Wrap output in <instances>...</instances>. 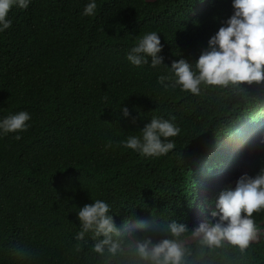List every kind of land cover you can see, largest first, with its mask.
<instances>
[{
  "label": "trees",
  "instance_id": "obj_1",
  "mask_svg": "<svg viewBox=\"0 0 264 264\" xmlns=\"http://www.w3.org/2000/svg\"><path fill=\"white\" fill-rule=\"evenodd\" d=\"M87 2L13 6L11 26L0 32V118L30 114L19 139L0 136V264H131L133 240L171 238L175 221L188 227L183 241L193 207L214 222L218 194L264 167V79L202 84L198 94L157 84L181 58L195 71L233 14L231 0H96V15L82 16ZM149 31L158 33L163 62L132 66L126 53ZM153 116L180 128L167 138V154L116 146ZM218 176L225 185L205 194ZM95 199L109 204L122 252L96 253L103 236L91 230L77 239V212ZM253 216L264 227V211ZM200 238L182 243L186 264H264V236L244 252L226 241L208 248Z\"/></svg>",
  "mask_w": 264,
  "mask_h": 264
},
{
  "label": "clouds",
  "instance_id": "obj_2",
  "mask_svg": "<svg viewBox=\"0 0 264 264\" xmlns=\"http://www.w3.org/2000/svg\"><path fill=\"white\" fill-rule=\"evenodd\" d=\"M32 0H0V32L11 26L8 18L10 9L15 6L27 9ZM233 14L224 26L208 40V48L195 62V71L188 61L181 58L171 64V76L157 77V84L163 89L179 88L192 94H198L200 86H238L242 82L252 84L264 79V0H231ZM96 0H88L84 5L82 16H95ZM162 45L158 33L149 31L140 36L126 53V60L135 67L149 64L157 67L163 62L158 55ZM122 117L130 113L126 106L120 109ZM30 114L20 111L0 118V136L27 130ZM180 128L172 118L153 116L138 135H129L120 140L116 146L131 149L145 157H160L173 149L169 137H175ZM113 146L108 141L105 147ZM110 206L103 199H95L79 208L77 218L82 230L77 239L83 238L91 230L94 236H103L93 245L96 253L109 254L122 252L121 242L114 241L112 234L117 232L113 217L109 214ZM264 211V167L255 176L242 174L235 182V187L222 190L211 211L212 223L202 221L192 229L194 236L201 237L200 245L208 248L222 247L226 241L244 252L257 237L260 231L254 223L253 213ZM243 212V215H242ZM171 238L153 241L149 237L137 240L128 245L135 257L131 264H186V249L182 246V234L188 231L187 225L171 222L168 225Z\"/></svg>",
  "mask_w": 264,
  "mask_h": 264
},
{
  "label": "rangeland",
  "instance_id": "obj_3",
  "mask_svg": "<svg viewBox=\"0 0 264 264\" xmlns=\"http://www.w3.org/2000/svg\"><path fill=\"white\" fill-rule=\"evenodd\" d=\"M224 181V180H222ZM220 180V176L216 177L213 181H211V184H209L206 187V192L205 194H207L210 190L215 189L219 186L225 185L224 182H222ZM202 221H207L206 217L201 213V211L198 209V207H193L192 213H191V222L194 224V228L197 227L199 225V223H201ZM133 227V225H129L127 226V229L130 230ZM193 228V229H194ZM260 231L257 233V237L255 240L261 238L264 236V227H259ZM198 236H194L193 234H191L190 236L186 237L182 243L185 242H190L193 239H195ZM136 240H133V242H135Z\"/></svg>",
  "mask_w": 264,
  "mask_h": 264
}]
</instances>
